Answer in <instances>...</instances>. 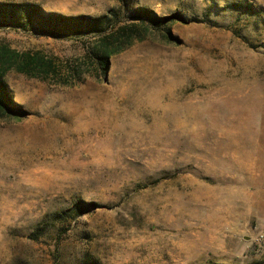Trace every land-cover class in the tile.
I'll return each instance as SVG.
<instances>
[{
	"label": "rangeland",
	"instance_id": "1",
	"mask_svg": "<svg viewBox=\"0 0 264 264\" xmlns=\"http://www.w3.org/2000/svg\"><path fill=\"white\" fill-rule=\"evenodd\" d=\"M130 1L180 13L176 40L135 42L104 78L6 74L26 114L0 119V264H264V0ZM11 5L120 3L0 0V44L67 80L85 40L16 27Z\"/></svg>",
	"mask_w": 264,
	"mask_h": 264
},
{
	"label": "trees",
	"instance_id": "2",
	"mask_svg": "<svg viewBox=\"0 0 264 264\" xmlns=\"http://www.w3.org/2000/svg\"><path fill=\"white\" fill-rule=\"evenodd\" d=\"M118 1L119 10L114 8L101 17L67 16L45 13L36 5H11L10 12L20 10L24 14L23 20H14L16 27L57 38L84 39L86 45L83 59L78 64L70 63V77L63 80L60 79L53 59L37 52H19L0 44V119L26 114L10 92L5 80L8 72L14 70L41 80L58 78V82L62 84L83 80L86 73L92 77L104 78L110 70L113 56L130 48L135 42L153 38L156 34H161L168 42H172L176 40L173 35L174 25L185 21L178 12L161 16L147 7H132L130 0ZM245 9L249 11L251 6H245ZM123 14L128 17L124 19ZM9 22L7 17L0 18V27ZM95 71L98 72L96 75Z\"/></svg>",
	"mask_w": 264,
	"mask_h": 264
}]
</instances>
